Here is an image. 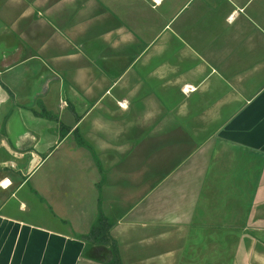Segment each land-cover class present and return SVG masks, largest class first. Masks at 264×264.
<instances>
[{
	"label": "crops",
	"instance_id": "0c3cea01",
	"mask_svg": "<svg viewBox=\"0 0 264 264\" xmlns=\"http://www.w3.org/2000/svg\"><path fill=\"white\" fill-rule=\"evenodd\" d=\"M98 212L120 264H264V0H0V264H110Z\"/></svg>",
	"mask_w": 264,
	"mask_h": 264
},
{
	"label": "trees",
	"instance_id": "16d2710c",
	"mask_svg": "<svg viewBox=\"0 0 264 264\" xmlns=\"http://www.w3.org/2000/svg\"><path fill=\"white\" fill-rule=\"evenodd\" d=\"M76 141L81 145L87 146L78 136L76 137ZM110 223V221H107L106 218L100 212H98L84 237L94 240L98 243L107 244L111 253L109 263L120 264L118 260L116 243L107 234V228Z\"/></svg>",
	"mask_w": 264,
	"mask_h": 264
},
{
	"label": "built area",
	"instance_id": "2783aa9c",
	"mask_svg": "<svg viewBox=\"0 0 264 264\" xmlns=\"http://www.w3.org/2000/svg\"><path fill=\"white\" fill-rule=\"evenodd\" d=\"M3 180H6L7 181V179H3Z\"/></svg>",
	"mask_w": 264,
	"mask_h": 264
},
{
	"label": "rangeland",
	"instance_id": "374dc122",
	"mask_svg": "<svg viewBox=\"0 0 264 264\" xmlns=\"http://www.w3.org/2000/svg\"><path fill=\"white\" fill-rule=\"evenodd\" d=\"M96 163H97V160H96ZM98 164V163H97Z\"/></svg>",
	"mask_w": 264,
	"mask_h": 264
}]
</instances>
